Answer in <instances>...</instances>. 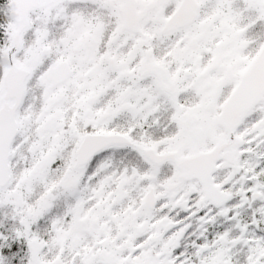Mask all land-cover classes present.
<instances>
[{"label": "snow or ice", "instance_id": "1", "mask_svg": "<svg viewBox=\"0 0 264 264\" xmlns=\"http://www.w3.org/2000/svg\"><path fill=\"white\" fill-rule=\"evenodd\" d=\"M0 264H264V0H0Z\"/></svg>", "mask_w": 264, "mask_h": 264}]
</instances>
